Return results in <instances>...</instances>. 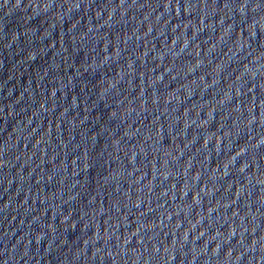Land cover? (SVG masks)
Listing matches in <instances>:
<instances>
[{"label":"water","instance_id":"obj_1","mask_svg":"<svg viewBox=\"0 0 264 264\" xmlns=\"http://www.w3.org/2000/svg\"><path fill=\"white\" fill-rule=\"evenodd\" d=\"M0 264H264V0H0Z\"/></svg>","mask_w":264,"mask_h":264}]
</instances>
